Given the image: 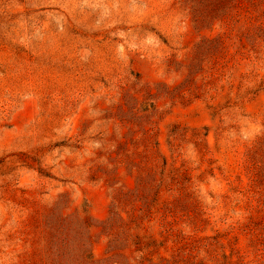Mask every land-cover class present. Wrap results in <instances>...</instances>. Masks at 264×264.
Segmentation results:
<instances>
[{"label": "rangeland", "instance_id": "obj_1", "mask_svg": "<svg viewBox=\"0 0 264 264\" xmlns=\"http://www.w3.org/2000/svg\"><path fill=\"white\" fill-rule=\"evenodd\" d=\"M0 264H264V0H0Z\"/></svg>", "mask_w": 264, "mask_h": 264}]
</instances>
